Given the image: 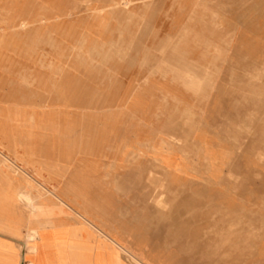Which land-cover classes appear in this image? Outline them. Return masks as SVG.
Segmentation results:
<instances>
[{"label":"crops","instance_id":"1","mask_svg":"<svg viewBox=\"0 0 264 264\" xmlns=\"http://www.w3.org/2000/svg\"><path fill=\"white\" fill-rule=\"evenodd\" d=\"M251 248L264 256V0H0V264Z\"/></svg>","mask_w":264,"mask_h":264},{"label":"rangeland","instance_id":"2","mask_svg":"<svg viewBox=\"0 0 264 264\" xmlns=\"http://www.w3.org/2000/svg\"><path fill=\"white\" fill-rule=\"evenodd\" d=\"M21 26L24 27L25 24H23V25L21 24ZM261 249L262 248H258L259 253H258V256H257L256 248H251V251L255 252L254 256L253 257H251V255L248 256L247 259L245 258L246 261L241 262V263H218V262H216V263H210V264H264V256L261 254ZM28 250L31 251L30 248ZM131 260L132 261H131L130 264H158V263H144V262L140 263V261H137V258L133 257V256L131 257ZM257 260H259L261 262L258 263ZM30 264H31V262H30ZM161 264H171V263H161ZM177 264H189V263H177ZM193 264H203V263H193Z\"/></svg>","mask_w":264,"mask_h":264},{"label":"bare ground","instance_id":"3","mask_svg":"<svg viewBox=\"0 0 264 264\" xmlns=\"http://www.w3.org/2000/svg\"><path fill=\"white\" fill-rule=\"evenodd\" d=\"M203 45V44H202ZM109 50V49H108ZM111 51H113L112 49H110ZM106 52H107V50H106ZM105 52V53H106ZM114 52V51H113ZM106 55V54H105ZM108 55V54H107ZM111 56V55H110ZM108 57V56H107ZM108 58H111V57H108ZM105 61H107L106 59H105ZM151 74V73H150ZM146 81H147V79H146ZM142 85V84H141ZM137 87H139V86H137ZM140 88V87H139Z\"/></svg>","mask_w":264,"mask_h":264}]
</instances>
